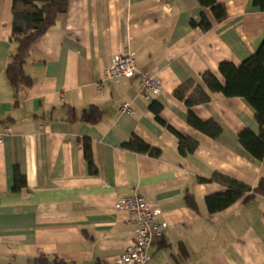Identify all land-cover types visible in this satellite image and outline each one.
I'll return each instance as SVG.
<instances>
[{"label": "crops", "instance_id": "crops-1", "mask_svg": "<svg viewBox=\"0 0 264 264\" xmlns=\"http://www.w3.org/2000/svg\"><path fill=\"white\" fill-rule=\"evenodd\" d=\"M216 2L227 12L221 23L197 0H69L57 25L32 46L24 67L31 86L15 89L6 76L16 48L13 2L0 0V133H10L0 145V264H118L133 245L134 226L115 204L136 196L156 203L159 221L168 224L154 238L148 264H264V197L246 196L215 214L206 205L226 192L217 176L251 189L264 179V158L257 161L239 142L244 130L260 134L255 111L242 98L210 92L202 80L212 72L224 82L221 63L240 66L258 51L264 12L254 0ZM202 13L212 25L207 32L191 26ZM127 49L140 75L160 81L157 97L141 96L137 76L104 79ZM189 81L210 99L191 112L222 129L217 139L191 127L188 107L174 97ZM125 103L134 115L121 113ZM93 107L102 114L96 124L86 121ZM169 128L197 141L194 153L181 155ZM134 137L160 156L125 150ZM16 168L27 183L20 192Z\"/></svg>", "mask_w": 264, "mask_h": 264}, {"label": "trees", "instance_id": "trees-1", "mask_svg": "<svg viewBox=\"0 0 264 264\" xmlns=\"http://www.w3.org/2000/svg\"><path fill=\"white\" fill-rule=\"evenodd\" d=\"M202 8L211 9L217 22L226 20L227 12L224 5L217 4L216 0H197ZM13 8V33L12 41L16 45L15 51L10 55V62L7 67L6 76L13 88H29L32 81L25 73V64L30 55L32 46L40 40L49 30L57 25L58 17L66 13L69 0H12ZM254 6L264 12V0H254ZM193 28H200L207 32L212 25L202 13L200 22L193 21ZM219 72L224 79L222 82L214 73L207 72L202 77L207 90L212 93H220L226 98H242L255 111L256 120L261 128L259 135L250 130H244L239 135V142L242 147L257 161L264 158V39L258 51L240 66L223 62L219 66ZM174 97L186 104L189 109L188 124L194 129L202 132L206 136L217 139L222 129L214 122H202L192 112L191 109L197 105L209 102V97L194 81H189L180 86ZM150 110L155 114L156 120L164 124L160 118L161 105L153 103ZM101 112L97 108H92L91 113L86 116V121L96 124L101 120ZM178 137L179 153L183 156L192 154L198 147V142L184 137L169 128ZM125 150L140 154H149L152 157H159L160 151L151 148L142 140L134 137L122 146ZM85 158L88 163L89 173L92 176L98 174V169L93 160L91 142H84ZM217 182L226 187V192L210 196L206 199V205L210 214L221 212L241 198L247 196V200L252 196L264 197V179L260 180L255 189L232 180L228 177L217 176ZM27 187L26 178L19 170L15 169L14 191L20 192ZM193 205L192 197L188 198ZM195 205V204H194ZM193 205V206H194ZM41 264H65L57 260L49 261L41 258Z\"/></svg>", "mask_w": 264, "mask_h": 264}, {"label": "built area", "instance_id": "built-area-1", "mask_svg": "<svg viewBox=\"0 0 264 264\" xmlns=\"http://www.w3.org/2000/svg\"><path fill=\"white\" fill-rule=\"evenodd\" d=\"M136 76L139 78L142 97L151 99L160 94L162 88L160 81L148 74L140 75L134 55L128 49L122 54L115 55L111 65L104 71V79L114 83ZM101 89L100 87L99 90ZM121 113L134 115L131 104L125 103L121 107ZM9 134L8 129L0 133V145ZM115 210L129 213L132 216L129 222L134 226L133 245L127 247L119 256L118 264H148L150 262L149 251L154 238H162L163 231L168 226L166 221H159L161 211L157 204L136 196L119 199L115 204Z\"/></svg>", "mask_w": 264, "mask_h": 264}]
</instances>
